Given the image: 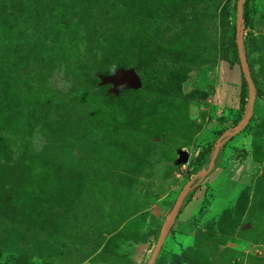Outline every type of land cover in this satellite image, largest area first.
<instances>
[{"label":"rangeland","instance_id":"obj_1","mask_svg":"<svg viewBox=\"0 0 264 264\" xmlns=\"http://www.w3.org/2000/svg\"><path fill=\"white\" fill-rule=\"evenodd\" d=\"M0 264H264V0H0Z\"/></svg>","mask_w":264,"mask_h":264},{"label":"water","instance_id":"obj_2","mask_svg":"<svg viewBox=\"0 0 264 264\" xmlns=\"http://www.w3.org/2000/svg\"><path fill=\"white\" fill-rule=\"evenodd\" d=\"M108 83L114 82V85L121 86V85H126V86H136L139 83V78L138 75L135 73L134 70L128 69V70H123L120 71L117 75L113 76L112 78L107 80ZM186 155H183L180 157L179 161L181 163L186 162ZM183 195V193H181ZM177 205H174L173 210L171 211V215L173 216V212L175 211Z\"/></svg>","mask_w":264,"mask_h":264},{"label":"trees","instance_id":"obj_3","mask_svg":"<svg viewBox=\"0 0 264 264\" xmlns=\"http://www.w3.org/2000/svg\"><path fill=\"white\" fill-rule=\"evenodd\" d=\"M244 8H246L245 2H244ZM135 73H136V72H135ZM240 84H241V85L244 84V81H243V78L241 77V75H240ZM242 100H243V98H242V96L240 95V97H239V104H241Z\"/></svg>","mask_w":264,"mask_h":264}]
</instances>
